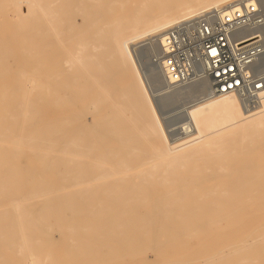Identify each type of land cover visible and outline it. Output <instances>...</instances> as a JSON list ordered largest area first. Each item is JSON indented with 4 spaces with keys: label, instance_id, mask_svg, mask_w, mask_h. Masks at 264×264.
<instances>
[{
    "label": "bare ground",
    "instance_id": "obj_1",
    "mask_svg": "<svg viewBox=\"0 0 264 264\" xmlns=\"http://www.w3.org/2000/svg\"><path fill=\"white\" fill-rule=\"evenodd\" d=\"M236 1L0 0V264H264V95L161 113L130 47Z\"/></svg>",
    "mask_w": 264,
    "mask_h": 264
},
{
    "label": "built area",
    "instance_id": "obj_2",
    "mask_svg": "<svg viewBox=\"0 0 264 264\" xmlns=\"http://www.w3.org/2000/svg\"><path fill=\"white\" fill-rule=\"evenodd\" d=\"M130 47L152 95L203 86L206 89L196 96L197 101L235 94L246 111L262 103L263 0H237L228 6L203 11L158 35L131 43ZM168 133L171 142L176 143L190 136V119L181 120L172 131L168 128Z\"/></svg>",
    "mask_w": 264,
    "mask_h": 264
},
{
    "label": "rangeland",
    "instance_id": "obj_3",
    "mask_svg": "<svg viewBox=\"0 0 264 264\" xmlns=\"http://www.w3.org/2000/svg\"><path fill=\"white\" fill-rule=\"evenodd\" d=\"M187 89V90H186ZM183 88V89H176V90H174V91H172V92H168V96L163 92V93H161L160 94V96H157V98H156V103H157V106H158V108H159V111L162 113L163 111H166V108H162V106H165L166 105V100H167V106H165V107H167V109H169V107H175V105H173L172 106V104H176L177 103V105L176 106H178V105H186V104H189V103H193V102H195V101H197L198 99L196 98V96H199L202 92H203V90H204V88H203V86H192V87H189V88ZM202 91V92H201ZM196 93V94H195ZM166 96H165V95ZM183 95V96H182ZM193 95V96H192ZM162 97V98H161ZM172 99V101L173 100H175L177 97H178V99L176 100V102H171V99ZM173 97H175L174 99H173ZM161 99V100H160ZM182 99H183V101L185 100V102L183 103L182 102ZM180 100V101H179ZM164 101V102H163ZM168 101H169V103H168ZM178 101H179V104H178ZM186 101H187V103H186ZM162 102L165 104V105H163L162 104ZM170 103H172L171 105H170ZM162 105V106H161ZM164 109V110H163ZM182 118V117H181ZM172 120H174V119H172ZM176 121H177V118L175 119ZM164 126H165V124H164ZM23 186L24 184L22 183V182H16V183H13V182H11V183H6V187L7 188H9V187H13V186ZM31 185H33V183H30V184H27V186H31ZM55 187H60V185L58 184V185H55ZM55 189H57V188H55ZM1 204L2 203H0V207H1ZM56 249H57V252L59 253L58 254V256H61V253H62V250H63V246L61 245V244H59V245H57L56 246ZM151 257V256H150ZM152 258V257H151ZM117 264H124L123 263V261L122 260H118V262H117Z\"/></svg>",
    "mask_w": 264,
    "mask_h": 264
}]
</instances>
